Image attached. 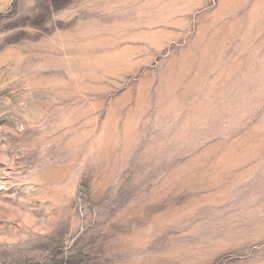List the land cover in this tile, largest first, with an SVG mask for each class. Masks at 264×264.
<instances>
[{"label": "rangeland", "instance_id": "rangeland-1", "mask_svg": "<svg viewBox=\"0 0 264 264\" xmlns=\"http://www.w3.org/2000/svg\"><path fill=\"white\" fill-rule=\"evenodd\" d=\"M0 264H264V0H0Z\"/></svg>", "mask_w": 264, "mask_h": 264}]
</instances>
